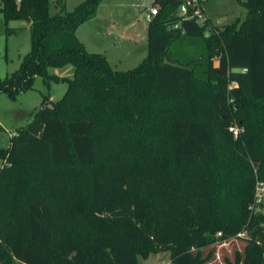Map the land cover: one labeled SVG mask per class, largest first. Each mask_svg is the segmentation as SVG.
I'll use <instances>...</instances> for the list:
<instances>
[{"label":"trees","instance_id":"16d2710c","mask_svg":"<svg viewBox=\"0 0 264 264\" xmlns=\"http://www.w3.org/2000/svg\"><path fill=\"white\" fill-rule=\"evenodd\" d=\"M101 2L55 0L51 13L50 0H0L5 34L12 20L30 34L0 94L15 100L37 76L67 85L0 148V264H137L164 250L204 264L203 248L242 233L243 258L226 264H263L264 0L241 2V23L221 28H172L181 0H153L147 55L127 71L76 36ZM181 35L203 41L200 56L170 51ZM68 65L71 76L50 72Z\"/></svg>","mask_w":264,"mask_h":264},{"label":"rangeland","instance_id":"374dc122","mask_svg":"<svg viewBox=\"0 0 264 264\" xmlns=\"http://www.w3.org/2000/svg\"><path fill=\"white\" fill-rule=\"evenodd\" d=\"M81 1L83 0H64V9L71 11ZM243 1L246 0H207L206 13L210 23L218 28L233 23L239 25L245 16V9L241 4ZM152 2L153 0H104L98 9V13H100L98 19L92 24L93 32L87 37V51L101 53L114 69L127 71L135 68L148 52L147 32L144 37H141L143 26L147 23L142 11L149 9ZM50 3V11L55 13L58 10L55 0H50ZM101 14L105 16L103 17ZM7 26L15 27L16 32L6 35V26L2 16H0L1 78L14 72L18 68L23 55L30 49V34L27 22L16 20L9 22ZM108 31H110V34H108ZM80 37L82 36L80 35ZM170 51L181 56H200L204 51V44L202 40L189 39L181 35L170 44ZM215 63L216 60H214ZM72 71L73 67L71 65L61 69H50L51 73L66 76H71ZM234 84V81H230L228 87L230 88ZM66 87V83L63 82H51L47 86L42 78L37 76L33 88L19 94L14 101L1 93L0 111L6 109V104H3L2 101L9 103L14 109L18 110L19 114L15 117L17 124L24 125L31 119L33 112L40 107L43 96L56 101L63 95ZM5 118V128L7 130L11 132L19 128L14 129L11 127L13 123L8 115ZM241 129L242 132L243 128ZM237 136L232 134L233 139H236ZM8 140V131L0 129V146H6ZM259 210L264 212V203ZM247 241L248 235L242 233L241 236H232L223 242H217L210 247L203 248L201 250L203 257L210 249L213 251L210 260L204 264H226L227 261L233 263L236 252H239L243 258ZM137 264H172L171 254L168 250H164L150 253L145 258L138 256Z\"/></svg>","mask_w":264,"mask_h":264},{"label":"built area","instance_id":"2783aa9c","mask_svg":"<svg viewBox=\"0 0 264 264\" xmlns=\"http://www.w3.org/2000/svg\"><path fill=\"white\" fill-rule=\"evenodd\" d=\"M21 0H16L19 3ZM206 1L207 0H181V3L176 9V15L178 20L172 24V28H177L179 22L184 19H193L200 25L205 24L209 21V17L206 13ZM158 4H152L149 9L142 11L144 17L149 22L158 12ZM208 34L207 32L205 33ZM245 70V69H244ZM228 130L237 136L241 132V127L238 125L236 120H233L232 123L228 126ZM255 203L259 204L264 201V181H257L255 184V193H254ZM239 234L238 236H241ZM217 236H220V233H217ZM263 264H264V253H263Z\"/></svg>","mask_w":264,"mask_h":264},{"label":"crops","instance_id":"0c3cea01","mask_svg":"<svg viewBox=\"0 0 264 264\" xmlns=\"http://www.w3.org/2000/svg\"><path fill=\"white\" fill-rule=\"evenodd\" d=\"M104 0H102V2H103ZM101 2V3H102ZM101 3L99 4V6H98V8H97V11H96V14L91 18V19H89V20H87L86 22H84V23H82V24H80L78 27H77V29H76V36H77V38L83 43V45H84V47H85V49L87 50V48H86V45H87V37H89V34L90 33H92L93 32V27H92V24H93V22L95 21V20H97L98 19V16H99V14L100 13H98V9L100 8V5H101ZM101 16H105V15H102L101 14ZM105 20H106V17H105ZM13 21H16V20H12V21H9V22H13ZM27 22V21H26ZM27 25H28V27H29V22H27ZM148 27V21H147V23L143 26V30H142V33H141V37H144L145 36V31H146V28ZM12 28H15V27H12ZM108 34H110V31H108ZM80 35L82 36V37H85V38H82V37H80ZM91 53H96V52H91ZM58 75H60V74H58ZM60 76H62V75H60ZM8 98V97H7ZM9 99V98H8ZM11 100V99H10ZM16 100V99H15ZM51 100V99H50ZM11 101H14V100H11ZM2 102H4L3 104H6V109H4L3 111H0V129H5L6 131H8V138H9V140H10V137L16 132V130H13V131H11L10 132V130H7V128H5V117H7V115L11 118V122L13 123L12 124V126L11 127H13L14 129H16L17 127H20V126H22V125H20V124H17V122H16V119H15V117H16V115H18L19 113H18V110L17 109H14V107L13 106H11V105H9V103H5V101H2ZM9 140H8V142H7V145L6 146H4V147H2V146H0V148H6L7 146H8V144H9ZM2 145V144H1ZM2 165H4V162L1 160V163H0V167L2 166Z\"/></svg>","mask_w":264,"mask_h":264},{"label":"water","instance_id":"95a60500","mask_svg":"<svg viewBox=\"0 0 264 264\" xmlns=\"http://www.w3.org/2000/svg\"><path fill=\"white\" fill-rule=\"evenodd\" d=\"M147 30H148V27L146 28V31H145V33H144V34H146Z\"/></svg>","mask_w":264,"mask_h":264}]
</instances>
